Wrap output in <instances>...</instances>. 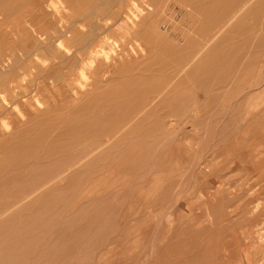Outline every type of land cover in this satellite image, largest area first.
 <instances>
[{"label": "rangeland", "instance_id": "1", "mask_svg": "<svg viewBox=\"0 0 264 264\" xmlns=\"http://www.w3.org/2000/svg\"><path fill=\"white\" fill-rule=\"evenodd\" d=\"M98 1L0 0V264H264V0H106L146 47L106 38L133 61L94 84L61 46Z\"/></svg>", "mask_w": 264, "mask_h": 264}, {"label": "bare ground", "instance_id": "2", "mask_svg": "<svg viewBox=\"0 0 264 264\" xmlns=\"http://www.w3.org/2000/svg\"><path fill=\"white\" fill-rule=\"evenodd\" d=\"M123 1V0H122ZM140 2H137V0H133V2H132V4H130V6H128V8H127V11H128V13L129 14H131V15H135V13L136 14H141V10H145L144 9V7H146V6H148V5H150L151 4V0H139ZM208 2V1H207ZM112 2L111 1H109V2H107L106 0H101V1H98L97 3H95V4H89V5H87V6H85V7H80V8H78V9H80V10H77V9H75L77 12L78 11H82L83 13H80V14H82L83 16L86 14V16H85V20L83 21V22H85L88 26H89V29H88V31L84 34V36H83V38H82V40H79V39H76L75 41H74V43L75 44H73V46L71 47V48H69V47H67L66 46V44H62V50H66V52H67V56H66V61H68V63H69V66L67 65V72H69V71H71V70H74L76 67H78L79 68V70H81V73H82V76H87V73H89V72H92L93 74H96V79H98V80H100V82L99 81H95V83L94 84H99V83H101V69L103 68V66L106 64L107 65V67H106V70L103 72V74H102V77L103 78H106L107 77V75L110 73V72H112L111 71V68L113 67V66H118V63H120V62H122L123 61V63L125 64V63H129L130 61L132 62L133 61V58L132 59H130V60H126V62H125V58H123L122 60H119V62H117V61H115V62H110V63H102L101 62V52H100V46L98 45L99 43H101V44H105V45H108L107 43H104V41H105V39L107 38L109 41H110V39L112 40L113 38H115V40H116V42H118V43H122V41H121V39L124 41V43H128V42H130V43H132V46L134 47V49L137 51H144V49H142L143 47H146V44L144 45V44H142V43H140V41H142V39H139V38H141L142 37V35H143V33L142 32H136V24L133 22V21H130V22H128V24H127V22H125V24H126V26H125V30H126V32H122V31H119V29H116L117 27H116V25L118 24L119 25V23H120V19H118V21H117V23H114L113 22V24L110 22L109 23V18H111V19H113L114 17H116L117 15V13H111V14H107V17H105V14L107 13L106 12V10L108 9V7H109V5L108 4H111ZM118 3H121L119 0H118ZM130 3V2H129ZM144 3H146V5H143ZM250 4H252V2L250 3ZM119 5V4H118ZM114 6H115V3H114V5L113 6H111L112 8H114ZM120 7V6H119ZM192 7H195V5H192ZM111 8V9H112ZM110 9V10H111ZM121 9V8H120ZM189 9H191V8H189ZM153 10V9H152ZM75 11V12H76ZM126 11V12H127ZM144 12V11H143ZM156 12V11H155ZM154 12V13H155ZM145 13V12H144ZM147 13V12H146ZM154 13H153V15H154ZM187 13V12H186ZM76 14V13H75ZM79 14V15H80ZM185 14V13H184ZM214 15H216L215 13H214ZM122 16V15H121ZM146 16V15H145ZM155 16V15H154ZM178 16V15H177ZM73 17V16H72ZM125 17V16H124ZM190 17V16H189ZM119 18H121V17H119ZM128 18V17H127ZM223 18H224V20H227V19H229L230 18V15H223ZM72 20H74L73 18H71ZM78 20V19H77ZM76 20V21H77ZM122 20V19H121ZM173 20V19H172ZM137 21V20H136ZM174 21V20H173ZM179 21V20H178ZM180 21H182V20H180ZM170 22V21H169ZM223 22V21H222ZM74 23H75V21H74ZM177 23V22H176ZM179 23V22H178ZM181 23V22H180ZM226 24V23H225ZM236 24V23H235ZM143 25V24H142ZM170 25V24H169ZM181 25V24H180ZM182 26V25H181ZM181 28V27H180ZM146 29V28H145ZM118 30V31H117ZM161 30H162V28H161ZM188 30V29H187ZM221 31V30H220ZM176 32V31H175ZM219 32V31H218ZM173 33V32H172ZM174 34V33H173ZM197 34V33H196ZM196 36V35H195ZM147 37H150L149 36V34H148V36L147 35H145L144 34V37L143 38H147ZM171 37V36H170ZM197 37V36H196ZM210 37V36H209ZM222 37V36H221ZM208 37H206L205 39H207ZM140 41H139V40ZM224 39V38H223ZM134 40H135V42H134ZM138 40V41H137ZM168 40V39H167ZM45 41V40H44ZM206 41V40H205ZM196 42L198 43L199 41H197L196 40ZM203 42V41H202ZM213 42V41H212ZM136 45H135V44ZM42 44V43H41ZM59 45H61L60 44V42L58 43ZM138 44H140V45H138ZM209 45H210V43H208ZM40 45V44H39ZM122 45V44H121ZM196 45H199V44H196ZM114 46V45H113ZM150 48L152 49V52H158V53H160V49H159V46H156L155 44H152V43H150ZM148 46V47H149ZM200 46V45H199ZM223 46V45H222ZM225 46V45H224ZM39 48V47H38ZM72 48H74V51L72 52ZM160 48L162 49V47H161V45H160ZM168 48H169V50L171 49V47L170 46H168ZM207 48V47H206ZM129 49V48H128ZM149 49V48H148ZM106 51V50H105ZM125 51V50H124ZM162 53L164 54V55H168V53H167V49H166V47H164L162 50ZM190 51V50H189ZM192 51V50H191ZM195 51V50H194ZM109 52V51H108ZM107 52V53H108ZM25 53H26V51H25ZM25 53L23 54L22 53V55L24 56L25 55ZM29 54H30V52H28ZM33 53V52H32ZM63 53V52H62ZM145 53H147V52H145ZM195 53V52H194ZM198 53V52H197ZM201 53V52H200ZM128 54V53H127ZM144 55V54H143ZM146 55H148V53L146 54ZM200 54H198V56H199ZM27 56V59H28V56H29V58H30V55H26ZM130 56V55H129ZM128 56V57H129ZM134 56V55H133ZM132 56V57H133ZM169 56V55H168ZM63 57V56H62ZM62 57H61V59H62ZM120 57V56H119ZM126 57V56H125ZM185 58L186 57H180L179 55H178V52L176 51V48L173 50V52H172V57H171V59H173L174 60V64H173V70L171 71V73H170V75H172L171 77H174L175 75L174 74H176V73H178V72H180V71H182L183 70V68L185 69V67L186 66H188L190 63H194V60H196V59H191V60H189V62H187L186 63V60H185ZM22 59V61H23V57L21 58ZM33 59V58H32ZM119 59V58H118ZM146 59V58H145ZM187 59V58H186ZM16 61H17V59H15ZM14 60V61H15ZM116 60V59H115ZM197 60H199V59H197ZM231 60V59H230ZM32 61V60H31ZM110 61V60H109ZM114 61V60H113ZM143 61H144V59H143ZM143 61H141V63L143 62ZM169 61V60H168ZM18 63L20 62V60L18 59V61H17ZM27 63V62H26ZM13 64H16L17 65V63H13ZM9 65V64H8ZM16 65H14V68H15V66ZM45 65V64H44ZM139 65H141V64H138L137 66H139ZM19 66H21V65H19ZM18 66V67H19ZM36 67V66H35ZM160 67V66H159ZM13 68V67H12ZM20 68V67H19ZM62 68V67H61ZM118 68V67H117ZM15 69H18V68H15ZM14 69V70H15ZM120 69V68H119ZM25 70V69H24ZM23 70V71H24ZM50 70V69H49ZM7 71V70H6ZM12 72H15V71H12ZM12 72H11V74H12ZM22 72V71H21ZM44 72V71H43ZM43 72H42V74H43ZM48 72V71H47ZM52 72H54V71H52ZM61 72V71H60ZM65 72V71H64ZM227 72V71H226ZM225 72V73H226ZM23 73V72H22ZM45 73V72H44ZM72 73V72H71ZM10 74V73H9ZM11 74H10V76H11ZM20 74V73H19ZM53 74H55V73H53ZM52 74V75H53ZM135 74V73H134ZM138 74V73H137ZM155 74V73H154ZM227 74H228V72H227ZM3 75V74H2ZM1 75V76H2ZM13 75V74H12ZM22 75V74H21ZM27 75V74H26ZM51 75V76H52ZM132 75V74H131ZM230 75V74H229ZM43 76H44V74H43ZM42 76V77H43ZM50 76V75H49ZM47 76L48 78V80H49V82L51 83L52 82V77L54 78V76L55 75H53L52 77L50 76ZM111 76V75H110ZM112 76H113V74H112ZM112 76L110 77L111 79H112ZM228 76V75H227ZM39 77H41V75L39 76ZM123 77V76H122ZM179 77V76H178ZM231 77V76H230ZM56 78V77H55ZM114 78V77H113ZM119 78V77H118ZM44 79H45V77H44ZM64 79H65V82L63 83L64 84V86L63 87H66V82L67 81H70L71 79L69 78V76H68V73H65V75H64ZM36 81H37V84L35 83V86H36V90L38 91H41V89L43 88V84H44V82H41L42 80L41 79H39V78H37V79H35ZM55 80V79H54ZM59 80L61 81V78L59 77ZM58 80V81H59ZM5 81H6V79H5ZM11 81V80H10ZM44 81V80H43ZM109 81V80H108ZM54 82V81H53ZM9 83V82H8ZM33 83V82H32ZM49 83V84H50ZM58 83V82H57ZM60 83V82H59ZM245 83V82H244ZM13 84H15V81L13 82ZM12 83H11V85L8 87V89L6 88L5 89V93H8V94H10L11 92H15L16 91V88H15V86L13 85ZM55 84V83H54ZM62 83H60V85H61ZM62 84V85H63ZM249 84V83H248ZM34 85V84H33ZM38 85V86H37ZM45 85V84H44ZM46 85H48L47 83H46ZM61 85V86H62ZM194 85H196V84H194ZM194 85H193V87H194ZM57 86V84L55 85V87ZM4 88H5V86H3ZM2 87V88H3ZM58 87V86H57ZM253 87V86H252ZM19 87H17V89H18ZM45 88H46V86H45ZM81 88V87H80ZM30 89V88H29ZM52 89H53V87H52ZM57 89V88H56ZM63 89V88H62ZM83 89V88H82ZM222 89V88H221ZM50 91H51V89H49ZM54 90V89H53ZM32 91H33V88H32ZM58 91V90H57ZM63 91V90H62ZM252 91V90H251ZM47 93V92H46ZM74 93V92H73ZM78 93V92H77ZM247 93V92H246ZM256 93V92H255ZM21 94H23V93H21ZM48 94V93H47ZM57 94V93H56ZM79 94V93H78ZM81 94V93H80ZM87 94H88V92H87ZM161 94V93H160ZM241 94V93H240ZM51 95V94H50ZM58 95V94H57ZM60 95V94H59ZM257 95H258V93H257ZM61 96V95H60ZM72 96V95H71ZM76 96V95H75ZM177 96V95H176ZM243 96V95H242ZM252 96V95H251ZM39 97V96H38ZM57 97V96H56ZM48 98H49V95H48ZM52 98V97H51ZM58 98V97H57ZM80 98V97H79ZM78 98V99H79ZM261 98V97H260ZM59 99V98H58ZM66 99V98H65ZM69 99V98H68ZM159 99V98H158ZM46 100V99H45ZM49 100V99H48ZM261 100V99H260ZM264 100V99H263ZM7 101V100H6ZM60 101V100H59ZM64 100H62V102H63ZM67 101V100H66ZM82 101V100H81ZM221 101V100H220ZM233 101V100H232ZM247 101V100H246ZM257 101H259V99L257 100ZM51 102H52V99H51ZM14 103V102H13ZM63 103H66V102H63ZM72 103V102H71ZM155 103V102H154ZM234 103V102H233ZM232 103V104H233ZM3 104V103H2ZM54 104V103H53ZM62 104V103H61ZM76 104H78L77 102H76ZM80 104V103H79ZM192 104V103H191ZM241 104V103H240ZM252 104V103H251ZM1 105V104H0ZM56 105V104H55ZM58 105V104H57ZM71 106V105H70ZM193 106H194V104H193ZM253 106V105H252ZM254 106H255V104H254ZM254 106H253V108H252V110L254 109ZM10 107V106H9ZM12 107V106H11ZM52 107V106H51ZM54 107V106H53ZM195 107V106H194ZM197 107V106H196ZM195 107V109H197ZM74 108V107H73ZM42 109V108H41ZM40 109V110H41ZM146 109V108H145ZM144 109V110H145ZM247 109V108H246ZM262 109H263V105H262ZM13 110V109H12ZM20 111H21V109H19ZM60 110V109H59ZM67 110V109H66ZM76 110V109H75ZM190 110H192V109H190ZM20 111H16V112H18L17 114H18V118H20V119H23V118H25L26 117V114L24 113V112H20ZM39 111V110H38ZM198 110H196V112H197ZM249 111H250V109H249ZM67 112V111H66ZM176 112V111H175ZM199 112V111H198ZM82 113V112H81ZM125 113V112H124ZM201 113V112H200ZM15 114V113H14ZM70 114V113H69ZM196 114V113H195ZM21 115V116H20ZM60 115V114H59ZM15 116H16V114H15ZM62 116V115H61ZM196 116V115H195ZM197 116H199V115H197ZM130 117V116H129ZM171 117H173V118H175L174 116H171ZM131 118L132 117H130L128 120H131ZM179 118V117H178ZM185 118V117H184ZM169 119V118H168ZM24 120V119H23ZM185 120H186V122H187V120L188 119H186L185 118ZM25 121H27L26 119H25ZM29 121H31V120H29ZM172 121V120H171ZM174 121V120H173ZM176 121H178L177 119H176ZM181 121V120H180ZM140 122V121H139ZM183 122V121H182ZM181 122V123H182ZM190 122V121H189ZM193 123V122H192ZM176 124V122L174 123V125ZM104 125V124H103ZM173 125V126H174ZM180 125V124H179ZM196 125V124H195ZM225 125V124H224ZM246 125V124H245ZM255 125V124H254ZM136 126V125H135ZM172 126V125H171ZM222 126V125H221ZM90 127H92V126H90ZM244 127V126H243ZM93 128V127H92ZM184 128V127H183ZM125 129H127V128H125ZM241 129V128H240ZM46 130V129H45ZM128 131V130H127ZM126 131V132H127ZM218 131V130H217ZM32 132V131H31ZM40 132V131H39ZM184 132V131H183ZM36 133V132H35ZM62 133V132H61ZM180 133V132H179ZM33 134H34V132H33ZM60 134V133H59ZM176 134H177V132H176ZM62 135V134H61ZM118 137V136H117ZM25 138V137H24ZM47 138V137H46ZM131 138V137H130ZM49 139V138H48ZM119 139H121V138H119ZM110 140V139H109ZM114 140V139H113ZM117 140V139H116ZM131 140V139H130ZM108 141V140H107ZM127 142V141H126ZM65 144V143H64ZM47 145V144H46ZM57 157V156H56ZM55 158V157H54ZM56 160V159H55ZM234 161H236V160H234ZM202 162H204V161H202ZM33 164V163H32ZM36 165V164H35ZM54 165H55V163H54ZM53 165V166H54ZM100 165V164H99ZM52 166V167H53ZM225 166V165H224ZM246 166V165H245ZM244 166V167H245ZM248 166V165H247ZM246 166V167H247ZM45 167V166H44ZM232 167V166H231ZM248 167H250V166H248ZM191 169H192V167H191ZM198 169V168H197ZM222 169V168H221ZM245 169V168H244ZM200 170V169H199ZM246 171H247V168H246ZM66 173V172H65ZM249 174V173H248ZM248 174H247V176H248ZM59 175V174H58ZM101 177V176H100ZM64 178H65V175H64ZM250 178V177H249ZM57 180V179H56ZM55 180V181H56ZM64 180V179H63ZM73 180V179H72ZM73 182V181H72ZM57 183V182H56ZM59 183V182H58ZM80 183V182H79ZM70 184V183H69ZM92 184V183H91ZM61 185V184H60ZM220 185V184H219ZM49 186V185H48ZM97 186V185H96ZM57 187H58V185H57ZM48 188V187H47ZM78 188V187H77ZM89 188V187H88ZM114 188V187H113ZM95 189V188H94ZM100 192H101V190H99ZM94 193V192H93ZM107 193V192H106ZM44 195V194H43ZM60 196V195H59ZM64 197H65V195H64ZM93 197V196H92ZM86 198V197H85ZM28 200V199H27ZM59 200V199H58ZM79 201V200H78ZM19 206V205H18ZM176 206V205H175ZM6 207V206H5ZM175 208V207H174ZM174 208H173V210H174ZM76 210V209H75ZM169 211V210H168ZM3 216V215H2ZM69 217V216H68ZM136 218V217H135ZM131 222V221H130ZM261 226H262V224H261ZM257 228V227H256ZM260 228V227H259ZM65 229V228H64ZM262 231H263V229H262ZM259 233V232H258ZM251 234V233H250ZM260 234V233H259ZM81 236V235H80ZM84 236V235H83ZM259 236V235H258ZM261 237V236H260ZM62 238V237H61ZM262 238V237H261ZM264 238V237H263ZM75 239V238H74ZM4 240V239H3ZM76 240H79V238L78 239H76ZM70 241V240H69ZM263 242V241H262ZM244 244V243H243ZM243 244H239V246H242ZM247 244V243H246ZM252 244V243H251ZM248 245V244H247ZM73 246V245H72ZM237 246V245H236ZM263 246V245H262ZM248 247V246H247ZM249 247H250V245H249ZM240 248V247H239ZM232 250V249H231ZM237 250V249H236ZM235 251V250H234ZM232 252V251H231ZM246 253V252H245ZM3 254V253H2ZM8 255V254H7ZM244 255V254H243ZM89 257V256H88ZM245 257V256H244ZM248 258H250V257H248ZM240 259V258H239ZM243 259V258H242ZM243 262V261H242ZM245 262V261H244ZM244 262H243V264H244ZM247 262V261H246ZM241 264V263H240ZM248 264H251V263H249L248 262Z\"/></svg>", "mask_w": 264, "mask_h": 264}]
</instances>
